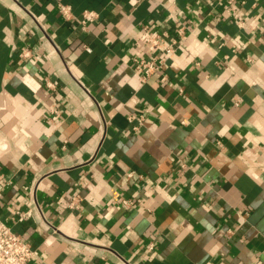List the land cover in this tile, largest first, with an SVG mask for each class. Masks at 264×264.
Instances as JSON below:
<instances>
[{
	"label": "crops",
	"instance_id": "0c3cea01",
	"mask_svg": "<svg viewBox=\"0 0 264 264\" xmlns=\"http://www.w3.org/2000/svg\"><path fill=\"white\" fill-rule=\"evenodd\" d=\"M233 1L243 26L228 0H0V219L25 264H264V0ZM144 25L185 28L164 82L133 68Z\"/></svg>",
	"mask_w": 264,
	"mask_h": 264
},
{
	"label": "built area",
	"instance_id": "2783aa9c",
	"mask_svg": "<svg viewBox=\"0 0 264 264\" xmlns=\"http://www.w3.org/2000/svg\"><path fill=\"white\" fill-rule=\"evenodd\" d=\"M228 10L231 12L234 22L243 26L245 16L237 9L233 0L227 2ZM60 13L66 18L71 16L68 5H59ZM98 14L93 10H84L81 15V23L85 25L97 18ZM176 34L169 37L168 34L156 28H149L147 25L138 37V40L151 48V53L137 56L133 59V68L140 76L141 81H146L154 73H160V81L166 80V74L162 70L165 61L173 55L176 47L185 36L184 26L175 28ZM142 120V115L129 114L128 121L132 130L136 131ZM35 255L31 245L22 239L11 227L0 219V264H25Z\"/></svg>",
	"mask_w": 264,
	"mask_h": 264
}]
</instances>
